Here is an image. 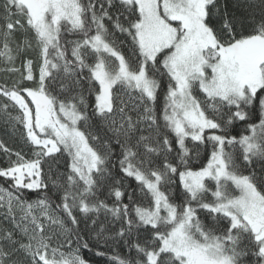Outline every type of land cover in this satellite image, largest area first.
<instances>
[{
	"label": "snow or ice",
	"instance_id": "snow-or-ice-1",
	"mask_svg": "<svg viewBox=\"0 0 264 264\" xmlns=\"http://www.w3.org/2000/svg\"><path fill=\"white\" fill-rule=\"evenodd\" d=\"M246 6L260 9L247 33L220 0H4L0 57L13 64L32 48L27 39L11 47L26 24L40 62L38 79L28 59L20 80L0 85L7 100L0 111L23 126L32 148L26 158L0 142L16 157L0 168L14 189L0 188V207L13 225L0 235V264H88L79 254L89 247L80 225H97L102 210L122 226L105 236L100 224L97 240L123 241L136 253L134 259L109 257L115 264H264V178L258 184L255 173L243 174L236 157L238 151L246 165L264 159V0ZM217 16L220 28L212 25ZM65 33L80 38L61 43ZM116 33L130 37V55L121 51ZM57 81L68 93L63 99L49 90ZM84 81L95 91L92 117L120 145L122 178H134L148 206L133 200L134 193L123 203V185L109 167L111 146L104 141L101 151L94 144L101 138L91 130ZM257 107L259 122L247 123ZM236 121L247 123V134H231ZM187 140L197 156L201 146L209 151L197 170L189 166ZM61 152L70 157L69 171L63 184L52 181L63 193L53 206L44 165ZM172 153L178 163L169 161ZM173 177L182 187L178 203L169 191ZM105 179L113 180L111 206L96 198ZM23 190L43 194L29 202ZM141 230L148 233L143 240ZM54 239L63 242L53 246ZM73 243L75 249L63 250Z\"/></svg>",
	"mask_w": 264,
	"mask_h": 264
},
{
	"label": "trees",
	"instance_id": "trees-1",
	"mask_svg": "<svg viewBox=\"0 0 264 264\" xmlns=\"http://www.w3.org/2000/svg\"><path fill=\"white\" fill-rule=\"evenodd\" d=\"M4 3V0H0V17H3L4 13L2 10V5ZM227 4V9L229 12V16H234L238 21H242L244 24L243 30L245 33L249 32L253 28V19H255V22L258 23L260 19V9L259 7L250 8L246 5L249 3H256L258 5L259 0H220V4L224 5ZM15 11V9H13ZM19 18V17H15ZM22 19V18H21ZM23 22V19H22ZM4 23L3 19H0V25ZM223 23V20L220 18V16L214 17L212 21V25L215 28H220ZM127 26V25H125ZM33 33L31 30L27 29V25L25 24L24 29H18L11 41V47L13 49L16 48V46L23 45L24 41L27 39L29 41H32V48H24L22 55H18L15 59L13 64H9L6 62V60L2 57H0V85H6L8 87H12L14 83L21 79V73L26 74V69L24 67V62L28 59H31L34 61L33 64V72L34 75H36L38 79L39 74V52L38 49L35 46V42L33 39ZM80 38L76 34H68L65 33L62 35L61 43H64L67 40H74ZM117 41V44L120 45L121 51L124 52L126 56L130 55L131 53V39L130 37H127L126 34L116 33L114 37ZM0 47H2V37H0ZM71 46L69 45V48ZM133 66L134 61H133ZM15 67L19 69V72H8L5 71L6 68ZM85 74H87L85 72ZM166 79V78H165ZM24 86H34L33 82L30 81H23ZM93 89L98 88L97 85L92 86ZM82 88H83V94L85 96V99L88 104V115L92 117V108L95 104V91H89V85L86 81L82 82ZM54 95H58L59 98L63 99L64 95H67L68 93H62L59 87V81H57L52 88L49 89ZM80 88H77L76 91H80ZM72 94H75L73 92ZM199 99L203 100L204 97L199 92L195 93ZM261 95H264V93H261ZM127 99V97H125ZM6 98L0 96V103H6ZM163 103V97L161 95L160 100L158 101L157 108L158 110L162 107ZM9 111L12 113V115L18 114V109L9 108ZM259 122V110L258 107L252 112V116L249 119L247 123H258ZM90 124H92V131L100 136V140L98 142H94L95 147L103 151V143L104 141H107L108 144L111 146L112 153L110 156V171L112 176L116 180H120L123 187L122 191L125 192L124 197H122L123 203L128 204L129 193H134L133 200H135L137 203L142 204L143 206H148L149 200L144 194L140 191V187L138 183L134 180V178H122L123 174L119 171V164L118 161L120 159V153L121 148L120 145L116 143V137L113 135L111 131L108 130L107 127H105L104 123L99 120V118L92 117L89 121ZM162 123V122H161ZM247 123L245 122H239L236 121L232 128L229 129L232 135L239 136L241 134H247L246 128ZM144 135H148L147 132L143 133ZM171 139V136H170ZM0 142H3L5 147L10 149L13 153L20 152L22 155H24L26 158H31V152L32 148L31 146L26 142L24 138V128L23 126L15 121L9 120L8 116L0 111ZM186 145L191 150L192 159L190 161L189 166L193 170H197L200 167L204 166L207 163V158L209 155V151L203 146L199 148V155H196L197 148L193 144L192 141L187 140ZM237 157V164L239 169L243 172V174L248 175L251 173H255L257 182L261 181L262 178H264V159H255L251 165H246L243 160L240 153L237 151L236 153ZM16 159L15 155L9 156L7 153H5L2 149H0V168H7L11 161H14ZM162 159V157H161ZM169 161L172 163H178V158L176 157L175 153H172L168 157ZM69 164H70V157L66 152L57 153L54 158L49 159L47 163L44 165V171L46 173L45 175V182L48 184V191L47 195L50 197V199L54 202L53 206H55L56 203L60 202V196L63 194L61 189L54 188L52 185V181L56 180L58 183L63 184L66 174L69 171ZM173 180L175 183L170 186L169 191L170 195L176 200L178 203L181 199V192L182 187L179 185L178 177H173ZM113 180L112 179H105L99 186V188L96 191V198L98 200H103L104 202L108 203L109 206H111L115 202V197L110 195V189L112 186ZM210 188L214 190V186L212 184L209 185ZM0 188L7 189L9 191H14L12 189V182L10 179L0 177ZM43 193H38L37 191H29V190H23L22 199H25L29 202L34 201L39 198L40 195ZM238 194V193H234ZM208 197L211 198V193H208ZM5 212L6 209L3 207H0V235H3V230L8 229L12 230L13 225L9 219H5ZM17 218H19V211L17 210ZM201 219L205 223H208L210 221V217H208L205 214H201ZM99 223L97 225H92L91 221H87V225L84 223H81L80 230L81 235L83 236L84 240L89 242L88 248H80L79 254L88 261V264H115L114 261L110 260L109 257L114 255H119L122 258L125 259H134L136 258L135 250H130L127 244H125L123 241L113 242L112 240H109L107 244H105L103 239L97 240L96 232L100 230V224H103L105 229L107 231L105 232V236H111L114 232L118 231L119 228L122 226L119 221H115L112 219L110 214H105L103 210L98 216ZM140 239L143 240L148 233L144 232L143 230L140 231ZM133 242H135L136 237L133 236ZM61 240H53V246H55L57 243H62ZM77 245L73 243L72 245H65L64 251H70L72 249H75ZM97 251L105 252V256H97L95 253Z\"/></svg>",
	"mask_w": 264,
	"mask_h": 264
},
{
	"label": "rangeland",
	"instance_id": "rangeland-1",
	"mask_svg": "<svg viewBox=\"0 0 264 264\" xmlns=\"http://www.w3.org/2000/svg\"><path fill=\"white\" fill-rule=\"evenodd\" d=\"M30 99V98H29Z\"/></svg>",
	"mask_w": 264,
	"mask_h": 264
}]
</instances>
